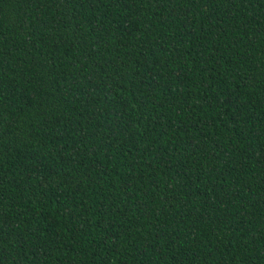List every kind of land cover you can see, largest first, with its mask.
<instances>
[{"label":"trees","instance_id":"trees-1","mask_svg":"<svg viewBox=\"0 0 264 264\" xmlns=\"http://www.w3.org/2000/svg\"><path fill=\"white\" fill-rule=\"evenodd\" d=\"M0 264H264V0H0Z\"/></svg>","mask_w":264,"mask_h":264}]
</instances>
